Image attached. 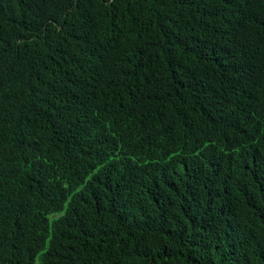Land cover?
I'll list each match as a JSON object with an SVG mask.
<instances>
[{
	"label": "trees",
	"instance_id": "trees-1",
	"mask_svg": "<svg viewBox=\"0 0 264 264\" xmlns=\"http://www.w3.org/2000/svg\"><path fill=\"white\" fill-rule=\"evenodd\" d=\"M0 264H264V0H0Z\"/></svg>",
	"mask_w": 264,
	"mask_h": 264
}]
</instances>
